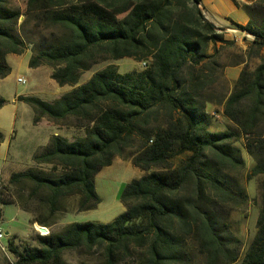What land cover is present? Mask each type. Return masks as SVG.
Returning a JSON list of instances; mask_svg holds the SVG:
<instances>
[{"label": "trees", "instance_id": "trees-1", "mask_svg": "<svg viewBox=\"0 0 264 264\" xmlns=\"http://www.w3.org/2000/svg\"><path fill=\"white\" fill-rule=\"evenodd\" d=\"M242 10L247 24L233 26L252 37L249 55L260 64L241 70L225 95L219 56L235 42L205 19L202 0H25L22 25L34 22L40 37L29 69L47 67L58 87L73 89L52 102L17 101L30 108L33 124L45 120L85 134L72 142L52 136L33 156L52 174L10 175L12 187L31 185L29 204L11 200L0 184V221L1 207L14 206L32 225L48 228L71 198L77 214L95 210V176L114 158L143 175L125 185L123 212L110 223L68 224L22 250L10 240L12 264H57L65 252L81 251H97L103 264H195L196 257L201 264H235L241 242L227 222L247 202L238 182L245 167L235 147L240 140L253 162L246 178L257 179L260 192L256 233L240 264H264V0ZM21 16L10 0H0V80L10 74L6 56L27 51L16 29ZM121 59L145 68L120 74L109 65L79 84L92 66ZM220 103L234 128L211 132L206 106ZM5 104L0 96V109Z\"/></svg>", "mask_w": 264, "mask_h": 264}, {"label": "rangeland", "instance_id": "rangeland-1", "mask_svg": "<svg viewBox=\"0 0 264 264\" xmlns=\"http://www.w3.org/2000/svg\"><path fill=\"white\" fill-rule=\"evenodd\" d=\"M244 2L253 4V0ZM205 10L211 19L219 23L221 29H236L227 19V14L233 5L243 4L242 0H205ZM12 9L17 10L22 16L19 18L17 33L27 45V51L23 55H9L5 58L6 64L11 72L2 83L5 88L4 100L6 104L0 109V133L3 135V141L0 144V184L7 187V194L11 200L24 201L28 203V196L31 185L12 187L9 185V177L13 173L24 172L29 169L43 171L46 174H52L53 168L48 165H37L33 162V156L43 150L48 144L53 134H57L68 142L84 137L83 129H76L70 125L65 127L54 126L45 120L40 124H33V114L30 108L23 104L14 105L11 98L14 94L29 95L37 97L45 102H50L58 97L59 87L50 79L51 70L47 67H40L37 70L29 69L28 62L31 56V47L33 43H38L39 32L35 29L32 21H27L24 25L25 0H10ZM243 11L237 12L232 17L236 21H242L245 17ZM241 33L233 35L225 32V38L234 41V47H225L220 52L219 62L224 66L223 76L226 89L223 94L227 95L237 79L234 73L245 69L252 72L260 64V60L249 55L250 38L241 39ZM238 38L241 44L236 43ZM261 54L264 56V49ZM109 65H115L120 74L130 72H139L143 68L141 63L132 59H121L119 61L107 60L92 66L90 70L84 72L79 80V84L86 82L94 73L103 70ZM25 81V84H18L17 79ZM71 91L72 87H66ZM218 90V89H217ZM7 98V99H6ZM207 113L211 116V132H224L227 128H234L233 124L226 120L222 114V104L207 105ZM17 119L13 124V115ZM15 131L11 138L6 130ZM243 140H240L235 147L241 150V156L245 162L244 170L238 177L240 187L247 196L246 204L238 210L233 211L228 219L230 232L241 242L239 259L235 264H240L250 242L255 236V224L260 210V192L257 179L248 180L246 178L253 166L251 158L242 148ZM143 175L138 169L131 165L129 160L124 161L120 158H114L109 167L102 169L94 179L95 192L100 199V204L95 210L76 213L77 199L71 198L64 202L65 211L56 214L53 223L46 228L49 234L59 231L61 228L72 223L94 222L99 224H108L123 212L120 203V197L126 184L131 180L138 179ZM24 189V190H23ZM23 190V191H22ZM31 206V204H30ZM33 207V206H32ZM2 220L0 221V230L3 233V239L0 241V264H12L13 257L8 253V242L12 240L14 244L22 250L25 246L37 247L33 241L37 234L31 224L30 216L18 210L14 206L1 207ZM41 217L46 218V211H41ZM38 226V225H37ZM40 227V226H39ZM7 234V235H6ZM42 237V236H40ZM57 264H103L100 254L97 251L87 252H65ZM120 264H135L133 259H128ZM195 264H201L199 257L195 258Z\"/></svg>", "mask_w": 264, "mask_h": 264}, {"label": "crops", "instance_id": "crops-1", "mask_svg": "<svg viewBox=\"0 0 264 264\" xmlns=\"http://www.w3.org/2000/svg\"><path fill=\"white\" fill-rule=\"evenodd\" d=\"M244 1H245V0H242V3H243V4H247V5H249V3H246V2H244ZM205 6H206L205 0H202L203 15H204L205 19L208 20L210 23H212L215 27L221 28V26H220L219 23L215 22L213 19L210 18V16L208 15L207 11L205 10V9H206ZM240 11H243V10H242V5L238 4V6L233 5V7H231V10H229V11L227 12L226 15H228V16L230 17V18H227V19L231 22V25H233V24H237V25H240V26H243V27H244V26L247 24V22H248V17H247V16H245V17L243 18L242 21H236L234 18H232V17H234V16L237 14V12H240ZM224 30H225V32H228L229 29L226 28V29H224ZM240 38H241V39H244V36L241 35ZM235 39H236V43H237V44H241V42L238 41L239 39H238L237 37H236ZM8 56H9V55H8ZM8 56H6V58H7ZM37 69H39V68H37ZM37 69H32V70H37ZM10 72H11V70H10ZM234 74L238 76V72H237V73H234ZM5 80H6V78L0 80V96H1L2 98H4V94H3V92L5 93V88H4V86L2 85V83H3ZM54 84H55V83H54ZM55 85H56V84H55ZM56 86H57V85H56ZM59 90H60V93L58 94V97L55 98V99H53L52 101L58 99V98H59L60 96H62L63 94L69 92V91L66 89V87H59ZM1 91H3V92H1ZM20 96L28 97L29 95L14 94V95L12 96V98H11V101H12V103H13L14 105H16L17 103H21V102H18V101H17V98L20 97ZM6 99H7V98H6ZM6 101H7V100H6ZM52 101H50V102H52ZM1 109H2V108H1ZM16 119H17V115L14 114V115H13V124L15 123ZM39 124H40V123H39ZM5 133L9 134L11 138H14L13 135H14L15 131H13V130L11 131V129H8V130H6ZM53 136H57V134H53ZM33 227H34V226H33ZM34 230H35V228H34Z\"/></svg>", "mask_w": 264, "mask_h": 264}, {"label": "built area", "instance_id": "built-area-1", "mask_svg": "<svg viewBox=\"0 0 264 264\" xmlns=\"http://www.w3.org/2000/svg\"><path fill=\"white\" fill-rule=\"evenodd\" d=\"M234 1H237V0H234ZM228 32L229 33H231V34H233V35H236V34H238V33H241L243 36H245L246 38H250V39H252V37L250 36V35H248L247 33H245V32H240V31H238L237 29H230V30H228ZM141 67L142 68H145V63H141ZM17 83L18 84H22V85H24L25 84V81L24 80H22V79H20V78H18L17 79ZM36 232H37V234L38 235H49V232H48V230L45 228V233H40L38 230H36ZM3 233H2V231L0 230V241L3 239Z\"/></svg>", "mask_w": 264, "mask_h": 264}, {"label": "water", "instance_id": "water-1", "mask_svg": "<svg viewBox=\"0 0 264 264\" xmlns=\"http://www.w3.org/2000/svg\"><path fill=\"white\" fill-rule=\"evenodd\" d=\"M33 226H34L35 230H38L40 233H45V228L44 227H39L36 224H34Z\"/></svg>", "mask_w": 264, "mask_h": 264}]
</instances>
